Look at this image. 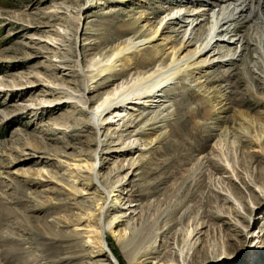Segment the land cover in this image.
I'll use <instances>...</instances> for the list:
<instances>
[{"label": "rangeland", "instance_id": "rangeland-1", "mask_svg": "<svg viewBox=\"0 0 264 264\" xmlns=\"http://www.w3.org/2000/svg\"><path fill=\"white\" fill-rule=\"evenodd\" d=\"M191 1L0 0V81L4 82L0 85V264H116L110 256L120 264L109 242L122 264H151L172 242L184 248L191 264L204 260L205 264H264V148L248 142L241 145L242 138L249 137L248 128H240L257 125L258 118L264 120V74L257 51L264 43V28L245 21L232 28L248 41L243 60L202 71L209 85L220 89L217 100L221 89L227 91L226 109L217 105L214 119L199 127L190 113L191 108L203 112L199 92L175 90L176 110L162 139L149 144L144 137L141 142L148 145L142 151L136 147L121 150L107 143L98 153V172L105 186L113 189L111 198L125 202L117 213L134 217L123 245L107 232L108 248L100 247L79 219L88 212L97 213L105 197L86 173H75L68 166L97 149L88 113L76 100L82 96L93 106L121 81L105 73L84 92L80 67L94 66L112 43L122 39L123 27L141 13L159 23L171 10L199 9L204 4ZM246 1L255 6L253 21L264 26V0ZM163 34L162 40L154 42L155 48L162 49L173 40L177 45L182 39L177 32ZM42 97L49 102L40 110L21 108ZM217 117L219 128L225 131L218 143ZM202 118L199 115L197 121ZM23 144L35 149H9ZM215 144L219 156L228 158L230 165L236 160L235 172L218 156L215 173L201 166L200 158L210 154ZM141 153L144 157L135 172L129 173L128 182L118 185V179L130 171L129 163ZM221 181L242 204V216H231V202L225 204L224 215L208 216L209 209L221 206L209 199L208 190ZM202 223L208 224L203 227V245L188 249L189 235L195 226L202 228ZM125 224L123 220L119 229ZM212 248L219 251L217 258L202 260ZM229 251L238 258H223Z\"/></svg>", "mask_w": 264, "mask_h": 264}, {"label": "bare ground", "instance_id": "bare-ground-1", "mask_svg": "<svg viewBox=\"0 0 264 264\" xmlns=\"http://www.w3.org/2000/svg\"><path fill=\"white\" fill-rule=\"evenodd\" d=\"M102 1L104 3L113 1L120 4L127 1L139 4L142 0ZM184 1L192 2L191 0ZM202 1L204 4L199 9L178 8L169 11L160 18L159 23L147 14L141 13L134 22L132 21L123 27L121 33L125 34L122 39L114 44L112 43L102 53V58L97 60L94 66H82L79 69L84 92L90 91L93 82L105 73H109L114 79L117 77L121 79L116 87L109 90L93 106H90L87 98L82 96L76 100V102L81 103L82 109H85L88 113V122H90L97 136V149L93 154H85L87 156L85 158L75 159L68 166L75 173H86L88 179L96 184L97 190L105 197V204L99 208L97 213L94 211L88 212L79 217V219L85 221L89 231L94 233L100 247H107V232H112L116 236V241L123 245L128 230L134 226V217L125 218V213H117L125 202L121 204L117 202L118 197L114 200L111 198L113 189H108L105 186L104 180L98 172V153L105 149L107 143L109 144L106 146H117L116 148L121 150L136 147L142 151L148 145L146 142H141L144 137H147L145 141L148 140L149 144L157 143L162 139L166 134L167 121L176 110V107H174L175 102L172 100V96L175 94L173 91L175 90L185 91V88H193L199 92L198 100L199 102L203 101L205 104L202 106L203 112L201 114L199 108H191L190 113L193 119L196 120L197 126L205 127L207 120L212 119L217 114L214 111L217 105H220L221 109H226L229 101L227 91L222 89L221 94H219L220 99L217 100L218 95L216 93L220 89H217L218 86L209 85L211 81L202 71L217 64L227 65L243 60L242 57L245 55L249 44L244 37L245 34L232 31L237 22L245 21L248 26H255L257 29L264 28L263 25H256L253 21L254 18L251 15L255 10L253 3L246 0ZM87 2H93V0H87ZM210 14H213V17L208 22ZM155 23H158V25ZM173 32H177L182 36L179 44H174L173 40L166 41L164 43L166 45L162 49L154 47L155 41L158 42L163 39V33ZM194 45L195 47L192 48ZM258 47L257 51L260 53L264 74V43L259 44ZM137 57L139 59L135 60ZM2 84L4 82L0 81V85ZM46 102L49 101L45 98L37 99L33 102L21 104V108L34 107V110L37 111L44 107L43 105ZM130 105L134 107L131 108ZM130 109H132V112H130ZM199 115L203 117L201 121H197ZM3 117H7V114H4ZM218 119L217 117L214 123L219 130L215 134L218 137L217 143L221 140L223 132H225L224 129L222 131L219 128ZM256 123L255 126L249 125L248 127L247 124L240 126V128L243 126L248 128L246 136L250 138H242L241 145L248 142L254 146L264 148V120L258 118ZM132 127L134 129H131ZM152 132H155L154 137L151 136ZM26 147L35 149L34 146L29 144L10 147L9 149L26 152ZM211 148V153L215 157H212L211 153L208 154L209 152L204 154L201 157L202 159L200 158L201 166H206L205 168H208L212 174L216 172L215 167H219V161H225L229 166H232L233 172L238 169L236 160H233L230 165L228 158L219 156L218 144ZM199 151L203 150L199 149ZM143 157L141 153L139 159H132L129 163L130 171L118 179V185L128 182L129 173L135 172L134 168L140 164ZM216 157L219 161H216ZM27 174L28 172H25L24 176ZM236 176L238 177L237 173ZM33 181L35 180L33 179ZM247 183L251 184L250 182ZM208 193L209 199H213L221 205L217 209H209L208 216L210 219L224 215L226 213L225 204L229 202L233 204L231 216H242V204L236 202L231 191L226 189L225 182L221 181L216 188L209 189ZM107 219L111 220L107 221ZM123 220L126 223L125 227L119 229V225ZM201 225L204 226L202 228H199V225L195 226L193 232L189 235L186 243L189 246L188 249H196L203 245L205 238L203 227H208V224L202 223ZM107 252L110 253L109 249H107ZM183 252L184 248H179L176 243L172 242L164 249V252L153 257L151 264H191L189 263L190 260L188 261L189 256H184ZM217 254H219V251L212 248L210 253L208 252L202 256V260L211 257L217 258ZM223 258L236 260L238 257L233 256L229 251ZM110 259L117 264L115 257L110 256ZM258 259L263 261L261 257ZM205 262L206 260L196 264H205Z\"/></svg>", "mask_w": 264, "mask_h": 264}, {"label": "trees", "instance_id": "trees-1", "mask_svg": "<svg viewBox=\"0 0 264 264\" xmlns=\"http://www.w3.org/2000/svg\"><path fill=\"white\" fill-rule=\"evenodd\" d=\"M108 246H109L110 250L112 251V253L118 259L119 263L122 264L121 261H120V260H122V258L117 254V251L115 250V248L112 245H110V242L108 243Z\"/></svg>", "mask_w": 264, "mask_h": 264}]
</instances>
